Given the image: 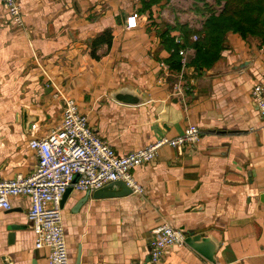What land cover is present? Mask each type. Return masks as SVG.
<instances>
[{"label": "crops", "instance_id": "obj_1", "mask_svg": "<svg viewBox=\"0 0 264 264\" xmlns=\"http://www.w3.org/2000/svg\"><path fill=\"white\" fill-rule=\"evenodd\" d=\"M18 2L24 27L0 0V179L33 172L38 157L29 141L61 123L66 99L77 101L119 154L178 136L189 124L202 133L196 146L181 153L164 145L153 161L132 169L143 194L90 196L74 212L86 191L73 189L63 208L70 263L81 248L80 264H147L151 230L168 222L187 235L206 233L220 246L213 263L188 244L176 245L167 264H264V121L252 97L254 86L264 85L260 38L228 32L214 72L195 66L196 50L187 47L188 64L180 68L171 39L184 35L182 25L201 29L205 18L197 24L179 10L170 16L178 2ZM134 13L132 27L125 17ZM106 30L111 45L93 53V40ZM161 62L173 67L170 76ZM180 77L191 87L184 95L174 92ZM124 83L149 99L118 100L113 90ZM30 205L23 195L0 210V264L3 256L12 264H49V249L35 247ZM11 224L27 226L15 230L14 241Z\"/></svg>", "mask_w": 264, "mask_h": 264}, {"label": "built area", "instance_id": "obj_2", "mask_svg": "<svg viewBox=\"0 0 264 264\" xmlns=\"http://www.w3.org/2000/svg\"><path fill=\"white\" fill-rule=\"evenodd\" d=\"M11 20L24 27V18L18 0H2ZM220 12V11H219ZM139 13L129 17V26L137 25ZM194 40L199 35L193 36ZM176 41H181L177 36ZM182 68L188 64V50L180 49ZM165 75L172 71L161 62ZM184 70V69H183ZM181 78V77H180ZM175 85L174 92L184 95L191 90L189 84ZM58 97L59 94L55 93ZM260 116L264 121V85L257 84L252 91ZM36 124L32 127L35 129ZM201 130L189 124L184 132L173 138L163 137L144 148L128 154H119L110 143L98 135L89 118L82 113L74 99H66L61 123L45 136L34 137L29 146L38 157L36 168L29 175L17 174L14 178L0 179V210L12 208V198L28 196L30 225L35 234V247L49 249V264H71L68 252L63 207L61 202L66 190L95 191L110 182L123 180L133 193L143 194V185L134 177L132 169L150 162L164 145L176 147L183 152L186 147L196 146L201 140ZM79 175L75 181V177ZM149 260L147 264H167L166 257L176 245H185L187 234L170 223H163L151 230Z\"/></svg>", "mask_w": 264, "mask_h": 264}, {"label": "trees", "instance_id": "obj_3", "mask_svg": "<svg viewBox=\"0 0 264 264\" xmlns=\"http://www.w3.org/2000/svg\"><path fill=\"white\" fill-rule=\"evenodd\" d=\"M156 0H150V2ZM224 2L220 12L214 9L205 18L201 29L181 26L183 36L181 41L171 39L173 52L178 56L176 64L182 67L180 49L193 47L196 56L193 64L200 69L211 67L220 60L221 52L225 47L227 33L237 32L244 36L251 35L260 38L264 43V0H217ZM147 5V4H146ZM193 34H198L199 39L193 40ZM113 34L110 30L104 31L93 40V53L95 48L103 43L111 45ZM170 67L173 68L170 64Z\"/></svg>", "mask_w": 264, "mask_h": 264}, {"label": "water", "instance_id": "obj_4", "mask_svg": "<svg viewBox=\"0 0 264 264\" xmlns=\"http://www.w3.org/2000/svg\"><path fill=\"white\" fill-rule=\"evenodd\" d=\"M129 14H126L125 22L128 23L129 21ZM246 64H241L237 66V68L243 67ZM212 72L215 71V68L213 67ZM127 83H124L121 87L118 88V90H113L115 97L125 103L130 104H139L146 102L149 98L148 95L141 89V88H130L128 87ZM155 158H153L151 161H153ZM79 175L75 177V181L78 179ZM73 192V187H69L62 199L61 206L64 208L66 201L70 197L71 193ZM133 193V189L127 185L126 182L123 180H117L110 182L109 184L103 186L100 189H97L93 192L86 191L85 195L82 196L78 202L75 204L73 211L78 212L80 208L83 206L85 202L88 201L89 197L92 196L95 199L98 198H113V197H125L128 195H131ZM31 227V225H30ZM27 228L25 224H11L9 226V229L11 230L9 234V238L11 241H14L15 238V230L18 229H24ZM186 244H188L190 247H192L194 250H196L198 253L202 254L204 257H206L211 262H216L215 254L217 250L219 249L220 243H214L211 236L206 233H196L194 231L188 232V235L186 237ZM81 248L78 251L76 263H81ZM2 260L5 264H12V260H10L7 256H3ZM149 260V256H148Z\"/></svg>", "mask_w": 264, "mask_h": 264}, {"label": "rangeland", "instance_id": "obj_5", "mask_svg": "<svg viewBox=\"0 0 264 264\" xmlns=\"http://www.w3.org/2000/svg\"><path fill=\"white\" fill-rule=\"evenodd\" d=\"M173 2L178 3L175 4L174 9L168 12L170 16H173L179 10L183 14L187 13L193 16V20H197V24L203 18H206L211 10L214 9L216 12H219L224 6V2L219 3L217 0H173Z\"/></svg>", "mask_w": 264, "mask_h": 264}]
</instances>
